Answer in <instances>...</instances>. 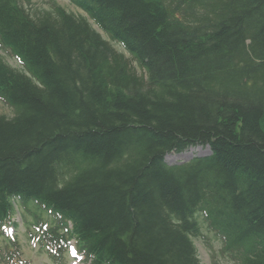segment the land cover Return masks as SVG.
Returning <instances> with one entry per match:
<instances>
[{
	"label": "trees",
	"instance_id": "1",
	"mask_svg": "<svg viewBox=\"0 0 264 264\" xmlns=\"http://www.w3.org/2000/svg\"><path fill=\"white\" fill-rule=\"evenodd\" d=\"M70 1L143 74L57 1L0 0L22 66L0 54V264L24 263L17 202L55 264L72 240L86 264H201L198 214L235 264H264V0Z\"/></svg>",
	"mask_w": 264,
	"mask_h": 264
},
{
	"label": "rangeland",
	"instance_id": "2",
	"mask_svg": "<svg viewBox=\"0 0 264 264\" xmlns=\"http://www.w3.org/2000/svg\"><path fill=\"white\" fill-rule=\"evenodd\" d=\"M50 0H22V3L30 9L31 12H35L39 9H48ZM61 6H63L67 11L73 12L76 15L87 17L93 27L101 33L104 39L109 41L112 46L119 52H122L128 59H130L132 66L139 74H143V70L139 68L138 63L132 59V56L127 53V51L122 47V45L118 44L115 41H112L109 36L99 29L96 24L87 16V14L79 9L76 5H74L70 0H55ZM0 54L9 62L11 65L22 68V66L17 62V60L12 57L9 53L0 50ZM0 114H4L7 116H13V111L10 107L5 105L0 101ZM211 154V150L207 146H193L189 149L185 150L182 153L172 152L167 155V163L169 165H177L183 162L190 161L195 157L208 156ZM34 203V202H33ZM25 218L27 220H31L32 218L25 211L23 213L18 207H16L15 221L18 224V228L14 231L19 237L22 249V259L25 262L24 264H53L48 258L47 254L43 251L39 250V246L35 243H32L28 238L27 225L24 221ZM202 235L201 237L195 238V244L198 250L199 258L201 260V264H235L231 258L226 255L222 248V241L205 225L203 218L198 214L197 216ZM5 247V241L0 238V250H3ZM70 264H84L82 262H77L69 259Z\"/></svg>",
	"mask_w": 264,
	"mask_h": 264
}]
</instances>
